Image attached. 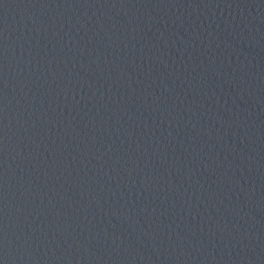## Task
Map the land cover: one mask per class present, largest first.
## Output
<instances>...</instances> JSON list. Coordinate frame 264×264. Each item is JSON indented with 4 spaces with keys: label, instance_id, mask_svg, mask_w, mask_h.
Returning a JSON list of instances; mask_svg holds the SVG:
<instances>
[{
    "label": "water",
    "instance_id": "95a60500",
    "mask_svg": "<svg viewBox=\"0 0 264 264\" xmlns=\"http://www.w3.org/2000/svg\"><path fill=\"white\" fill-rule=\"evenodd\" d=\"M0 264H264V0H0Z\"/></svg>",
    "mask_w": 264,
    "mask_h": 264
}]
</instances>
